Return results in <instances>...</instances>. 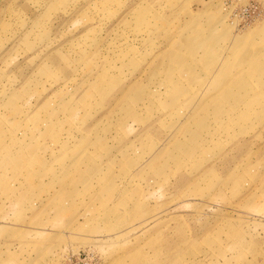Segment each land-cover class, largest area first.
<instances>
[{
    "label": "rangeland",
    "instance_id": "1",
    "mask_svg": "<svg viewBox=\"0 0 264 264\" xmlns=\"http://www.w3.org/2000/svg\"><path fill=\"white\" fill-rule=\"evenodd\" d=\"M91 262L264 264V0H0V264Z\"/></svg>",
    "mask_w": 264,
    "mask_h": 264
},
{
    "label": "built area",
    "instance_id": "2",
    "mask_svg": "<svg viewBox=\"0 0 264 264\" xmlns=\"http://www.w3.org/2000/svg\"><path fill=\"white\" fill-rule=\"evenodd\" d=\"M88 263V262H87ZM86 264V263H85ZM91 264H93L92 262H91Z\"/></svg>",
    "mask_w": 264,
    "mask_h": 264
}]
</instances>
